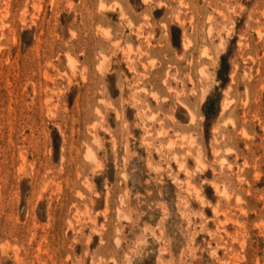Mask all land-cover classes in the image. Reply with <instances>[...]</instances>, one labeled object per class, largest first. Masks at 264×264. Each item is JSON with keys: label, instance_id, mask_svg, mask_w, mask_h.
Masks as SVG:
<instances>
[{"label": "rangeland", "instance_id": "374dc122", "mask_svg": "<svg viewBox=\"0 0 264 264\" xmlns=\"http://www.w3.org/2000/svg\"><path fill=\"white\" fill-rule=\"evenodd\" d=\"M0 264H264V0H0Z\"/></svg>", "mask_w": 264, "mask_h": 264}, {"label": "bare ground", "instance_id": "6f19581e", "mask_svg": "<svg viewBox=\"0 0 264 264\" xmlns=\"http://www.w3.org/2000/svg\"><path fill=\"white\" fill-rule=\"evenodd\" d=\"M224 193V192H223Z\"/></svg>", "mask_w": 264, "mask_h": 264}]
</instances>
